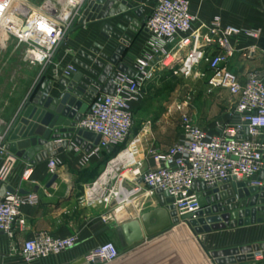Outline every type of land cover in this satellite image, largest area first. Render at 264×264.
I'll use <instances>...</instances> for the list:
<instances>
[{
  "label": "built area",
  "instance_id": "1",
  "mask_svg": "<svg viewBox=\"0 0 264 264\" xmlns=\"http://www.w3.org/2000/svg\"><path fill=\"white\" fill-rule=\"evenodd\" d=\"M70 1L69 17L63 19L61 4L57 15V7L54 5V9H50L47 1L45 4H32L30 0H0V32L12 33L19 44H25L26 56L32 63H40L45 69L53 66L56 52L82 12L86 0ZM151 3L152 9L144 24L147 32L145 44L138 55L130 53L131 65L124 63L135 71V76L118 70L119 64L123 63L120 57L119 62L113 64L114 69L107 80H112L115 85L114 92H104L106 82L94 85L95 89L83 97L88 108L77 128L100 135L99 144L86 152L72 142V150L77 151L83 166L102 153H110L120 147V151L108 161L104 172L86 185L83 196L87 206H100L105 210L100 220L104 225L116 223L118 226L140 218L146 208L156 206V202L151 201L153 196H159L158 188L174 199L173 204L180 217L194 214L204 208L198 199L202 191L193 189L194 183L203 182L213 188L228 178H250L264 168V69L249 72L242 80L228 66L236 51L232 37L245 34L255 38L260 32L235 26L222 29L220 18L215 17L210 27L211 35L201 41L193 32L196 17L191 11V0H152ZM121 41V38L105 39L100 34L94 38V43L101 45L108 56L115 53ZM211 44L218 49L208 54L206 48ZM248 51L249 54L254 53V49ZM202 64H206L209 71V87L226 90L231 97L229 119L211 132L183 116V133L179 140L166 151L150 150L152 162L150 167L143 169L144 163L136 159L134 150L140 139L132 138V132L134 108L141 101L144 87L163 71L170 70L188 77ZM75 67V64L57 66L56 73L72 76L69 70L77 71ZM2 137L0 135V139ZM123 155L129 157L122 158ZM0 158L3 159L0 191L7 188L0 195V234L12 239L19 227L26 224L24 206H37L40 195L24 193L20 187L10 185L9 177L17 159L4 148ZM47 162L52 175L58 174L59 168L64 166V161L57 155ZM31 176L32 167L24 168L21 180L28 181ZM213 234L201 236L208 251H213ZM227 237V246H237L236 234H228ZM80 241L77 233L60 237L48 231L38 232L11 249L12 264H42L73 250ZM121 255L115 243L105 241L85 258L89 263L108 264ZM262 256L261 252L256 254V257Z\"/></svg>",
  "mask_w": 264,
  "mask_h": 264
},
{
  "label": "water",
  "instance_id": "2",
  "mask_svg": "<svg viewBox=\"0 0 264 264\" xmlns=\"http://www.w3.org/2000/svg\"><path fill=\"white\" fill-rule=\"evenodd\" d=\"M128 10H134L137 16L143 13L142 8L135 9L127 0H92L81 22L90 24L104 21ZM124 18L132 24L126 26L119 23L116 25L119 30L126 31L130 28L138 31V20L129 15ZM114 29L111 24H105L99 31L105 39H111L113 31L114 36L122 39L112 56L102 51L103 47L99 44L92 48L93 54L85 50L79 51L90 63L102 69L101 72L78 58L73 61L95 79L82 71L70 69L72 76L64 75L59 80L60 84L67 87V91L59 98H54L50 94L54 82L47 77L50 67L45 69L19 114L2 134L0 152L4 148L16 158L35 165L61 153L70 141L86 152L99 144L100 135L88 130H77V127L88 108V104L83 102L84 95L93 91L94 85L107 82L114 69L113 64L119 62L129 46V36H123ZM97 55L109 62L105 63ZM118 70L135 76V71L124 63L119 64ZM114 89L115 85L109 80L104 92L113 93ZM70 149H73L72 146ZM59 179L60 175L54 174L47 188ZM6 189L3 187L0 195ZM193 189L202 191L198 199L204 208L180 217L173 204L174 199L168 192L158 188L156 192L160 197V206L144 212L140 218L115 227L125 252L108 264H134L136 261L138 264H253L258 252L264 257V243L208 251L201 239L202 235L208 233L264 222V168L250 178H228L225 183L213 188L207 187L203 182H196ZM72 191L73 189L63 201L72 198ZM100 227L103 228L98 234L113 229L111 225H104L99 221L93 225L92 230ZM74 264L93 263H89L84 257Z\"/></svg>",
  "mask_w": 264,
  "mask_h": 264
},
{
  "label": "crops",
  "instance_id": "3",
  "mask_svg": "<svg viewBox=\"0 0 264 264\" xmlns=\"http://www.w3.org/2000/svg\"><path fill=\"white\" fill-rule=\"evenodd\" d=\"M91 1L92 0H90V2ZM127 1L132 4L135 9L142 8V15L137 16L134 10H128L107 20L90 23L84 27H81L80 30L86 32V41H88L89 44L83 42V40L80 41L79 39H77L79 38V36L77 37L75 36V34H72V37L74 38H72V40H75V37H77V52L75 54L65 52V56H63L61 53L58 54L55 60V64L52 66L50 72L47 73V77L54 82L53 89L50 93L51 96H53L54 98H59L64 92L67 91V87L60 84L59 82V80L62 78V72L56 73L57 66L66 67L69 64H74V59L78 58L83 62L90 64L98 71H102V69L93 65L86 58L80 55L79 51L81 49H84L88 53H92L91 50L93 46L95 48L94 38L99 35V31L104 27L105 24H111L112 26H114V30L116 32L123 36H129L130 47H127V50L123 54V56H121V59L123 60V63H126L128 65L132 64V57L130 56V53L138 55V51L144 46L147 38V32L144 28V24L151 12L152 0ZM191 11L192 14L196 17V20L193 24V32L196 36L199 37L201 41H204L205 38L211 35L210 27L215 17L220 18V27L222 29L228 26H235L243 29L258 30L260 32V35L255 38L249 37L245 34H240L232 37L231 42L236 51L234 56L229 60L228 66L242 80L249 72L260 71L264 69V0H191ZM126 15H129L133 19L139 21L140 26L138 27V31H132L130 28H128L126 31H121L117 28L116 25L119 23H124L126 26H130L132 24V22L124 18ZM113 32L111 33L112 38L117 39V37L113 35ZM9 41L10 40H7L6 44L2 45L8 46ZM217 49L218 48L216 45L211 44L208 46V48H206V52L210 54L214 51H217ZM249 49H254V53L249 54ZM96 57L99 59H103L98 55ZM103 61L107 63L106 59H103ZM75 66L77 71H82L83 73L92 76L89 72L83 70L78 65L75 64ZM57 76L58 78H56ZM93 78L95 79V77ZM231 107L232 103L228 108L226 118L223 122H226L229 119ZM137 111L138 105H136L134 108L135 123L132 132V138L138 137L140 139L134 147V150L136 152V159L138 161H142L144 163L143 169H146L150 167V164L152 162L149 155V150L154 149L157 151H166L177 140H179L182 133L179 136L174 137L173 130L170 127H164L161 123L164 122L162 120L157 121L156 119L148 118L142 120L141 122H138L136 119ZM13 120L14 118L10 121L9 124L6 125L3 131L4 133L7 131ZM1 123L4 124L5 121H2ZM218 127L207 130L215 132ZM70 146H72V141H70L69 145L57 155L64 161V166H61L58 171L60 179L57 180L50 188H47V184L49 183L53 175L48 169L47 160L30 166L29 163L16 158L17 164H15L9 177V184L15 188L20 187L22 192L24 193L36 192L40 195L41 200L35 207H31L28 205L24 206L23 212L26 217V224L23 227H19L14 238L10 239L5 235L0 234V248H4L6 250H8L9 248L13 249L14 246H18L26 239L33 237L36 233L45 230L60 237L70 236L74 233L76 228H79L80 226L81 231L79 232V234L81 241L76 248L42 263L74 264L76 261L84 258L96 246L103 243V238L106 235L112 233L113 229L103 234H98L97 232L103 227L92 230L93 225L101 220V216H99L95 222H92L90 224H87V222L85 221L84 224L75 226L73 222H70L66 227L60 228L54 225L57 222L55 221L57 217L62 220V214L68 212L72 208V205L69 204L72 198L69 201H63V199L69 195L70 190L73 189L72 196L78 187H82L83 192L85 193L86 185L95 180L93 178L94 171L99 169V175H101L106 169V166H95L96 162L103 156V153L101 154V156L92 160V162L95 163L93 166H83L80 163L81 157L77 154V151L75 149L71 150ZM27 167H32V178L28 181L21 180V173L24 168ZM70 181L72 183L71 185L67 186V193L60 196L55 202L49 199V196H51L49 193L52 194V192L54 191H59L63 185H68ZM152 199L153 200L151 202H156L157 206L161 205L159 196H153ZM66 204H68L69 206H65ZM96 208L99 211L98 214H104V209H102L100 206H96ZM87 214L88 213H84L82 219H84ZM60 220L58 221L60 222ZM227 233H234L237 235V246L261 244L264 243V222L252 224L247 227L245 226V228L228 229L225 231H218L214 233L212 242L213 250L230 248L229 246H227V243H225L226 240H229V238L227 237ZM242 264H249V262ZM253 264H264V257H256V260L255 262H253Z\"/></svg>",
  "mask_w": 264,
  "mask_h": 264
},
{
  "label": "rangeland",
  "instance_id": "4",
  "mask_svg": "<svg viewBox=\"0 0 264 264\" xmlns=\"http://www.w3.org/2000/svg\"><path fill=\"white\" fill-rule=\"evenodd\" d=\"M67 1L68 0H65L66 4ZM45 2L49 5L55 4V7H57L58 10L57 15L64 7L63 4H65V2L61 4V10L59 11L58 8H60V3L58 0H30V3L32 4H45ZM89 3L90 0H86L83 3L85 4L84 8L76 18L74 24L69 28L65 39L56 52L55 60L60 53L63 56H65V52L75 54L78 48L76 44L77 39L80 41L83 40V42L89 44V42L86 41V32L80 30L81 27L88 24L81 22V20ZM72 34H75L77 37L79 36V38L75 37V40H72ZM8 38L10 40L8 46L2 45L3 41ZM26 47L25 44L18 43L14 34L0 32L1 135L4 133L3 131L6 125L9 124L13 118L15 119V117H17L24 103L27 101L45 71V66L40 63H32L27 58ZM49 67L51 70L52 66ZM50 70L48 72H50ZM208 76L209 71L206 64L200 65V67L188 77L176 75L170 70L163 71L152 82L144 87L142 98L138 104V111L136 113L137 121L141 122L148 118L156 119L157 121L162 120L164 122L161 123L164 127H170L173 130L174 137L183 133V116H187L195 124L206 129H214L220 126L226 118L228 108L231 104V97L226 90L211 89L207 82ZM2 121H5V123L2 124ZM124 157L125 155L122 156V158ZM2 160L3 159L0 158V166H2ZM94 164V162H91L86 166H93ZM106 165L104 164L103 166ZM71 183L72 182L70 181L68 185H63L59 191H54L52 194L49 193L51 195L49 196V199L54 202L57 201L60 196L68 192L67 186L71 185ZM84 194L82 187L76 189L71 202H69V204L72 205V208L68 212L62 214V220L58 217L55 219V221H57L54 224L56 227H66L70 222H73L75 226L82 225L85 221L87 224H90L95 222L98 217L101 216V214H98L99 211L96 207L87 206L85 202H83ZM65 206L69 205L66 204ZM155 207L158 206L156 205ZM151 209L153 208H146L147 211ZM84 213L88 214L82 219ZM58 220H60V222ZM111 226L113 227V231L103 238V242L111 241L115 243L120 252L124 254L125 249L121 246L115 231L117 224L113 223ZM80 229L79 226L74 233L79 234L81 231ZM12 258L13 252L11 251V248L8 250L0 248V264H12ZM134 264H138V261L134 262Z\"/></svg>",
  "mask_w": 264,
  "mask_h": 264
},
{
  "label": "trees",
  "instance_id": "5",
  "mask_svg": "<svg viewBox=\"0 0 264 264\" xmlns=\"http://www.w3.org/2000/svg\"><path fill=\"white\" fill-rule=\"evenodd\" d=\"M120 151V147L116 148L115 151L113 152H104L103 153V156L97 161L96 165L95 166H103L104 164L106 165V163L111 159L113 158L118 152ZM98 167V168H99ZM100 174V171L99 169L95 170L94 173H93V178L96 179ZM96 177V178H95Z\"/></svg>",
  "mask_w": 264,
  "mask_h": 264
},
{
  "label": "bare ground",
  "instance_id": "6",
  "mask_svg": "<svg viewBox=\"0 0 264 264\" xmlns=\"http://www.w3.org/2000/svg\"><path fill=\"white\" fill-rule=\"evenodd\" d=\"M58 1H59L60 4H62L63 2H65V0H58ZM68 4H72L70 0L67 1V4H66V2H65V4H63L64 7L62 8L61 13H60V15H61V17L63 19H67L69 17V10H67L68 9ZM54 5L55 4H50L49 5L50 6V9L53 10L54 9ZM36 55L37 56H40L39 54H36ZM127 157H129V155L128 156L125 155L124 158H127Z\"/></svg>",
  "mask_w": 264,
  "mask_h": 264
}]
</instances>
